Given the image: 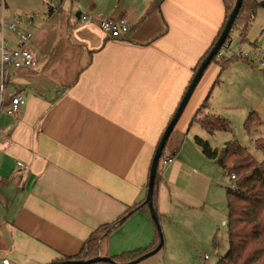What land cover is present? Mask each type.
Here are the masks:
<instances>
[{
    "label": "crops",
    "instance_id": "obj_1",
    "mask_svg": "<svg viewBox=\"0 0 264 264\" xmlns=\"http://www.w3.org/2000/svg\"><path fill=\"white\" fill-rule=\"evenodd\" d=\"M43 1L33 26L22 23L34 34L36 65L10 69L6 81L7 97L26 105L0 113V260L11 264L75 257L95 230L146 200L157 146L226 13L223 0H165L157 10L155 0H107L104 10L102 0ZM78 13L126 18L129 34L110 40ZM219 72L209 66L164 151L174 158L160 166L155 194L164 248L140 264H177L200 244L219 247L220 177L195 138L209 141L191 134L204 130L195 117ZM156 233L137 211L104 239L101 256L148 248Z\"/></svg>",
    "mask_w": 264,
    "mask_h": 264
},
{
    "label": "trees",
    "instance_id": "obj_2",
    "mask_svg": "<svg viewBox=\"0 0 264 264\" xmlns=\"http://www.w3.org/2000/svg\"><path fill=\"white\" fill-rule=\"evenodd\" d=\"M57 1L62 2L63 0ZM164 1L165 0H155L153 8L156 10L159 9ZM232 1H235L236 3V0H223L226 9L223 25L213 44L195 67L193 77L189 85L191 84L199 67L207 58L211 49L219 39L221 32L223 31L225 24L235 6L234 3L233 7H231L233 4ZM259 8H264V2L257 3L255 0H243L241 10L232 28V31H238L242 41L247 39L248 28L253 18H255L256 11ZM213 63L220 67V72L212 88H214V86L219 82L221 69L223 70L227 66L226 63L218 61L217 57L210 65ZM212 88L203 105L200 107L197 116L200 112L207 108L208 100L213 90ZM254 117L255 115H251L247 119V128H250L251 125H253ZM214 121L216 122L212 125L200 123L199 121L198 123L210 134L215 131L229 130L230 126L227 120L214 116ZM195 142L201 148L203 155L207 159L214 161L223 170V172L230 177V185L226 188L228 205V220L226 225L228 228L229 249L227 254L218 262V264H264V160L261 163L257 162L253 156L249 154V152L237 141L226 144L222 150L212 148L207 141L199 137L195 138ZM256 145L259 150L264 151V140L256 141ZM232 176H235L234 181L231 180ZM159 178L160 175L158 169L154 193V206H156L155 194ZM137 211H141L151 218L149 207L145 204V201L129 207L117 221L112 224L103 225L95 230L85 241L81 252L77 256L58 259L50 264H59L64 261H87L101 256L104 239L112 230L118 228L127 218H129V216ZM159 243L160 232L157 229L155 240L150 247L122 253L118 256L111 257V259L115 263L127 264L150 253L157 248Z\"/></svg>",
    "mask_w": 264,
    "mask_h": 264
},
{
    "label": "rangeland",
    "instance_id": "obj_3",
    "mask_svg": "<svg viewBox=\"0 0 264 264\" xmlns=\"http://www.w3.org/2000/svg\"><path fill=\"white\" fill-rule=\"evenodd\" d=\"M6 1L9 7L19 15L21 23L24 22L27 12L38 16L37 10L42 9L41 7L44 8L43 2H46L43 0ZM83 2L85 6L91 4V0H83ZM232 2L231 7L235 1ZM97 4L101 10L108 6L107 0L99 1ZM84 10L82 9V12ZM6 35L10 45L11 41H14L12 38H15V35L8 30H6ZM230 39L229 44L223 48L221 56L218 58L227 66L223 70L221 69L219 82L210 94L209 108L203 110L199 118L197 117V121L200 123L212 125L216 122L212 115H217V117L227 120L230 128L227 131H215L213 134H209L199 126H195L191 130V134H194L198 129L204 134V139L209 141L211 147L218 150H222L228 143L237 141L257 162L261 163L264 160V151L257 148L256 141L264 140V58H257V54H264V8H259L256 11L255 18L248 28L246 40L240 39L237 30L232 31ZM251 115H255L254 122L250 128H247L246 121ZM184 141L185 137L179 143L180 150L183 148ZM172 143H174V136L167 143V150ZM210 165L212 170L219 175L221 186V225L217 234L219 247L214 250L212 247L200 244L198 249L188 256L176 259L177 264H218L229 249L226 225L228 220L226 188L230 185V177L222 170L220 171L216 163L210 161ZM160 227L164 236L161 223ZM194 245L197 246L196 243ZM206 255L210 259L204 262Z\"/></svg>",
    "mask_w": 264,
    "mask_h": 264
},
{
    "label": "built area",
    "instance_id": "obj_4",
    "mask_svg": "<svg viewBox=\"0 0 264 264\" xmlns=\"http://www.w3.org/2000/svg\"><path fill=\"white\" fill-rule=\"evenodd\" d=\"M35 15L26 14L24 23L28 27H32L35 19ZM82 21L96 20L99 28L104 35L110 40H119L127 35L130 31V25L126 18L118 19H105L101 16H89L82 15L80 18ZM6 30L12 32L15 35V41L17 48L13 51H9L7 46L9 41L5 37ZM0 113L5 111L9 116H15L18 114L26 105V100L23 96L17 95L8 98L6 95V81L8 71L10 69L16 70H27L31 69L36 65V58L30 50V45L34 39V34L31 31L22 29V23L17 13L9 10L7 1L0 0ZM229 39L225 46L228 44ZM223 50V49H222ZM221 50V51H222ZM218 56H221V52ZM264 58V54H257V58ZM174 162L173 157H162L160 166H167ZM22 167L23 164L19 163ZM231 180H235V176L231 177ZM2 179L0 178V185ZM209 257H204V262H207ZM0 264H11L8 259L0 260Z\"/></svg>",
    "mask_w": 264,
    "mask_h": 264
},
{
    "label": "water",
    "instance_id": "obj_5",
    "mask_svg": "<svg viewBox=\"0 0 264 264\" xmlns=\"http://www.w3.org/2000/svg\"><path fill=\"white\" fill-rule=\"evenodd\" d=\"M243 4V0H236L235 6L229 16L228 21L225 24V27L223 31L221 32V35L217 42L215 43L214 47L211 49L209 55L207 58L203 61L201 66L199 67L197 73L195 74L191 84L189 85L185 95L182 98V101L174 114L172 120L170 121L168 127L166 128L161 141L155 151V155L151 164V169H150V177H149V182H148V192H147V198L145 200V204L149 207L150 213H151V218L152 221L156 224L158 231L160 232V243L157 246L156 249L151 251L150 253L146 254L145 256L141 257L140 259L127 263V264H140L142 261L155 256L157 253H159L163 246H164V238L163 234L161 232V227H160V220L159 216L157 213V210L155 209L154 206V193H155V185H156V177H157V172L160 166V161L164 155V151L166 149L167 143L173 134L177 124L179 123L187 105L189 104L194 92L196 91L198 85L200 84L201 80L203 79V76L207 69L209 68L210 64L212 61L218 57L220 54L221 50L225 46L226 42L230 39V33L232 31L233 25L238 17V14L241 10ZM77 17H81V13L77 14ZM120 264V263H115L111 257H105V256H99L95 259H90L87 261H64L59 264Z\"/></svg>",
    "mask_w": 264,
    "mask_h": 264
}]
</instances>
